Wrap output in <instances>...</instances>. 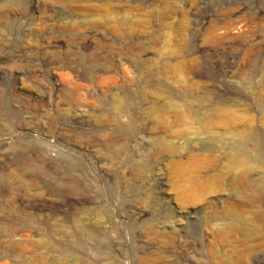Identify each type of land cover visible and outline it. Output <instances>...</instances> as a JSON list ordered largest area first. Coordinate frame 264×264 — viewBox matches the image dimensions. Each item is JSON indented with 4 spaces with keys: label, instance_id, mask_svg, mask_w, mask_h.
Wrapping results in <instances>:
<instances>
[{
    "label": "rangeland",
    "instance_id": "rangeland-1",
    "mask_svg": "<svg viewBox=\"0 0 264 264\" xmlns=\"http://www.w3.org/2000/svg\"><path fill=\"white\" fill-rule=\"evenodd\" d=\"M0 264H264V0H0Z\"/></svg>",
    "mask_w": 264,
    "mask_h": 264
},
{
    "label": "bare ground",
    "instance_id": "bare-ground-1",
    "mask_svg": "<svg viewBox=\"0 0 264 264\" xmlns=\"http://www.w3.org/2000/svg\"><path fill=\"white\" fill-rule=\"evenodd\" d=\"M97 23L95 20H92V21H89L87 22V26H91V27H94V32L96 33L97 32V29H96V26H97ZM102 23V22H101ZM96 25V26H95ZM90 28V27H89ZM88 29V28H87ZM87 34V33H86ZM116 49L113 45H110V44H99L98 47L96 48V51H100V50H105L107 53H109L110 51ZM47 155V154H46ZM244 179V178H243ZM246 183V182H244ZM81 225V224H79ZM82 226V225H81Z\"/></svg>",
    "mask_w": 264,
    "mask_h": 264
}]
</instances>
